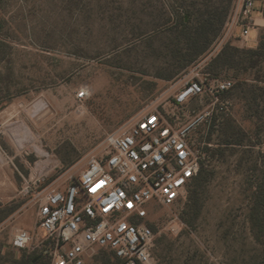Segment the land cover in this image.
<instances>
[{"label":"rangeland","instance_id":"374dc122","mask_svg":"<svg viewBox=\"0 0 264 264\" xmlns=\"http://www.w3.org/2000/svg\"><path fill=\"white\" fill-rule=\"evenodd\" d=\"M217 6L228 10L223 27L183 70L190 51L179 20L188 12L195 27ZM236 10V0H0V264L40 255L10 246L16 230H36L34 191L64 190L104 154L107 135L168 110L185 81L206 73L234 81L225 95L232 106L227 116L214 110L192 135L203 160L205 146L219 149L198 218L188 225L180 203L154 208L152 264H264L248 220L264 171V70L243 71L247 58L240 69H209L227 44L256 47L255 29L240 40ZM205 100H193L181 119L210 110ZM227 123L241 131L230 139L239 145L219 146ZM98 255L88 264H101Z\"/></svg>","mask_w":264,"mask_h":264},{"label":"built area","instance_id":"2783aa9c","mask_svg":"<svg viewBox=\"0 0 264 264\" xmlns=\"http://www.w3.org/2000/svg\"><path fill=\"white\" fill-rule=\"evenodd\" d=\"M236 2V26L247 43L250 30L263 25L253 17L255 0ZM233 86L230 78L196 75L175 93L168 110L154 108L127 130L107 135L104 154L91 157L64 190L33 192L36 230H16L10 246L36 250L49 264H88L100 251L113 253L121 264H152L154 208L184 204L203 160L192 135L214 110L230 113L225 95ZM87 95L82 89L77 98ZM204 98L210 110L181 119L193 100Z\"/></svg>","mask_w":264,"mask_h":264},{"label":"trees","instance_id":"16d2710c","mask_svg":"<svg viewBox=\"0 0 264 264\" xmlns=\"http://www.w3.org/2000/svg\"><path fill=\"white\" fill-rule=\"evenodd\" d=\"M209 8L210 11L208 10L206 12L205 19H199L198 24L195 27L189 26L191 14L188 12L184 13L179 20V25L182 27L181 32L186 40L188 50L190 51L189 59L182 66L183 70L191 64L196 57L204 54L209 49L212 39L218 36L224 25L228 10H223V8H220L219 6ZM262 14L264 18V0ZM208 35L211 36V39L208 38ZM244 58L248 59V67H243L245 68L242 69L243 71H246L247 68L264 70V34L259 37L257 46L253 49L242 50L229 44L225 45L217 56L210 61L209 69L212 71H217L221 68L240 69L241 66H244V63H246ZM213 127L214 124L211 123L209 125V135L212 134ZM235 131V127L227 123L223 130L226 139L223 143H220L221 145L219 146L239 145L241 143L240 140L236 143H232L230 140L234 135L241 133V131H237V133ZM218 150L219 149H215L213 153L209 146H205L202 149V152L207 159L204 158V160L201 161L197 175L193 177L186 188L184 220L188 225L191 224L192 220L197 219L201 213L202 198L200 195V189L212 173L209 158H213ZM260 161L264 168V153L260 156ZM252 187L253 193L249 207L248 220L254 243L261 248V253L264 259V171L258 183ZM106 253H108V255ZM99 256L101 264H121V261L113 253L100 251L98 257ZM38 257L39 255L23 256L20 259L9 262L8 264H49L48 261L46 263L47 259L44 255L40 258Z\"/></svg>","mask_w":264,"mask_h":264},{"label":"crops","instance_id":"0c3cea01","mask_svg":"<svg viewBox=\"0 0 264 264\" xmlns=\"http://www.w3.org/2000/svg\"><path fill=\"white\" fill-rule=\"evenodd\" d=\"M258 6V16H253L260 25H263L261 28L259 29H255L256 32H257V40H256V46H257V43H258V36H259V31L264 27V18H263V14H262V8H263V0H255V6ZM254 6V8H255ZM248 49H253L252 47H248Z\"/></svg>","mask_w":264,"mask_h":264},{"label":"water","instance_id":"95a60500","mask_svg":"<svg viewBox=\"0 0 264 264\" xmlns=\"http://www.w3.org/2000/svg\"><path fill=\"white\" fill-rule=\"evenodd\" d=\"M42 255H39V257L38 258H40Z\"/></svg>","mask_w":264,"mask_h":264}]
</instances>
